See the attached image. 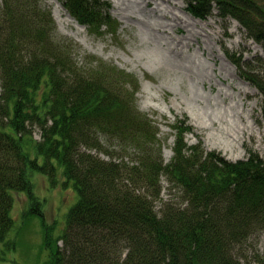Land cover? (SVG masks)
Wrapping results in <instances>:
<instances>
[{
  "label": "trees",
  "instance_id": "16d2710c",
  "mask_svg": "<svg viewBox=\"0 0 264 264\" xmlns=\"http://www.w3.org/2000/svg\"><path fill=\"white\" fill-rule=\"evenodd\" d=\"M61 2L94 34L112 26L99 0ZM259 2L186 0L200 19L219 4L222 18L236 19L264 49ZM54 26L38 0H2L0 242L6 250L14 247L10 192H26L35 199L29 211L42 215L29 176L40 172L55 186L60 166L63 185L72 183L77 199L59 236L46 226V264H264L248 243L264 231V156L248 151L231 161L187 144L189 128L176 120L173 153L163 161L158 130L137 109L136 91L119 86L136 84L135 77L103 61L82 67L72 44L54 38ZM228 58L260 92L264 116V81L251 61ZM160 176L179 189L184 205L162 199Z\"/></svg>",
  "mask_w": 264,
  "mask_h": 264
},
{
  "label": "rangeland",
  "instance_id": "374dc122",
  "mask_svg": "<svg viewBox=\"0 0 264 264\" xmlns=\"http://www.w3.org/2000/svg\"><path fill=\"white\" fill-rule=\"evenodd\" d=\"M38 1L50 10L54 38L72 44V55L82 67L103 61L135 77L136 84L119 86L122 90L136 91L133 101L137 109L147 114L158 130L163 161L169 162L173 153L176 135L171 124L176 120L189 128L184 135L187 144L198 143L203 150L219 153L231 161L244 158L248 151L264 156L262 96L228 58L234 54L235 58L251 61L253 73L264 81V49L246 35L236 19L219 17L216 6L210 15L200 19L187 10L186 0H181L184 7L178 0H165L164 5H170L185 25L174 27L170 15L159 21L148 15L152 2L122 0L116 6L112 0H99L113 29L106 26L103 34L97 35L69 14L62 0H56L60 7L54 0ZM258 1L264 7V0ZM103 2L108 5L106 9ZM1 7L2 0L0 11ZM68 14L82 30L63 21ZM195 18L208 20L203 22L207 25L195 23ZM198 32L201 35H195ZM32 137L39 139L37 128L32 129ZM100 157L107 159L103 153ZM29 179L42 215L29 211L35 199L26 192H10L13 225L8 236L13 239L14 247L7 251L0 242V264H46V226L51 225L48 231L52 238L59 236L65 226V215L76 202V189L71 183L63 185L65 179L60 166L56 167L55 186L40 172H31ZM160 185L163 200L172 198L181 206L185 204L179 189L172 187L165 176H160ZM248 240L264 259V231Z\"/></svg>",
  "mask_w": 264,
  "mask_h": 264
},
{
  "label": "bare ground",
  "instance_id": "6f19581e",
  "mask_svg": "<svg viewBox=\"0 0 264 264\" xmlns=\"http://www.w3.org/2000/svg\"><path fill=\"white\" fill-rule=\"evenodd\" d=\"M47 2H49V3H51L52 1L51 0H46ZM54 1H56V0H54ZM58 1V0H57ZM56 1V3H57V5L60 7V4H59V2H57ZM113 2H115V5L116 6H120L121 4H122V0H112ZM146 1V3L148 4V3H150V2H152V6H151V8L149 9V12H150V14H148V15H150V16H152V17H155L156 19H158V21L159 20H163V19H167V16H171V18H172V20L174 21V23H175V25H174V27L175 26H178V27H182V28H184L185 27V25H182V23H183V21H182V19H181V17L177 14V13H175V12H173V10L170 8V5L169 6H165L164 5V1L165 0H145ZM169 1V0H168ZM128 2L129 3H137V0H128ZM178 3H179V5L181 6V7H184V5H183V3H182V1L181 0H178ZM145 6H147V5H145ZM171 7H173V5H171ZM176 7V6H175ZM174 7V8H175ZM173 8V9H174ZM61 10V9H60ZM216 13H217V15L219 16V17H222V16H225V14H224V12L221 10V8H220V5L219 4H217L216 5ZM62 11H63V9H62ZM116 12H120V10L119 9H116ZM65 14V13H64ZM188 16H189V14H187ZM190 18H191V16H189ZM192 19V18H191ZM194 21H195V23H201L202 25H207V23H203V22H207L208 20H200V19H193ZM64 22H70L71 24H73L78 30H82V26H80L78 23H77V21H75L69 14L68 15H66V19H64L63 20ZM158 25V27H161L162 25L161 24H157ZM151 27H153V26H151ZM140 33H142V31H140ZM195 35H201V33L200 32H198L197 34H195ZM214 35V34H213ZM184 38H185V36H184ZM252 44V43H251ZM222 58L227 62V63H229L226 59H225V57L222 55ZM177 63H180V62H177ZM242 91V89H239V92H241ZM251 134V133H250Z\"/></svg>",
  "mask_w": 264,
  "mask_h": 264
}]
</instances>
